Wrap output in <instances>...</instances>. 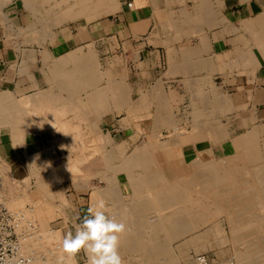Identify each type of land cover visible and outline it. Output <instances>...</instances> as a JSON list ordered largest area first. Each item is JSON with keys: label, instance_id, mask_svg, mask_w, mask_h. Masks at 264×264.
I'll return each instance as SVG.
<instances>
[{"label": "crops", "instance_id": "1", "mask_svg": "<svg viewBox=\"0 0 264 264\" xmlns=\"http://www.w3.org/2000/svg\"><path fill=\"white\" fill-rule=\"evenodd\" d=\"M114 3L116 7L113 12L99 17L98 20L82 24L72 20H69L71 23L63 22L55 26L59 27L55 37L42 40L36 36V29L40 26L37 17L33 14V8L27 7L25 0H0V93L9 92L15 99H20L44 91L45 96L47 94L48 97H53L51 99L47 97L50 101L47 100L49 102L46 101L45 106L65 107L67 131L70 127V138H68L64 137L63 128H49L42 124L27 127L25 122L16 124L0 121V162L10 166V174L15 179L22 180L28 177L31 157L37 154L44 157L49 154L69 156L71 153L78 157L81 155L86 157L87 161L80 165V169L84 174L91 176L93 190L86 186L78 188L71 181L63 182L53 189L55 205L48 210L49 223L61 229L64 234L69 231L74 234L76 225L81 223L88 208L94 205L91 199L94 188L108 187V183H102L100 179L107 170V161L104 157L107 151L122 147L121 152L124 153L126 141L120 144L116 141L121 140L120 137L132 138L127 134L128 125L138 116L142 117L152 111L160 110L156 116L158 121L154 122L156 126L163 121L162 111H165L166 106L167 110L172 112L179 132L174 140L176 132L173 137L170 130L162 127L161 132L158 130L160 140L169 137L167 140L172 149L182 151L186 173L192 174L202 170L203 165L196 164L198 158H201L204 164L217 163L220 171L236 177L239 175L238 171H242L241 168L247 169L243 152L254 160L256 156L257 164L264 167V0H116ZM129 3H133V6L130 7ZM100 10L101 8L97 11ZM48 54L51 56L49 57ZM94 77H97L100 83L94 80ZM90 81L93 84H90ZM87 82L92 86L85 84ZM102 90L108 91L107 98L104 97L103 102L102 98L101 101L98 99L99 95L103 97ZM97 92L99 95L96 96ZM60 93L64 99L60 100L61 97H58ZM91 95L96 98H90ZM70 96L73 102H70ZM75 97L76 99L73 100ZM126 101L129 103L126 104ZM211 102H214L213 105ZM71 103H75L74 107H71ZM75 105L77 108L79 105L82 111H76ZM105 108L109 111L102 113L101 110ZM76 114H80V117L85 116L78 118ZM99 116L101 117L98 120ZM203 123L209 126L204 128ZM75 124H77L74 126L77 127V133L84 139L86 150L78 144L73 148L70 142H67L75 136L76 129L73 127ZM198 125L203 128L198 129ZM205 129L208 132L211 130L216 132L217 134L214 135H217V140H213L215 138L212 136L213 133L208 135V139ZM164 130L170 135L165 136ZM21 131L22 136L19 133ZM104 134L111 136L112 145L107 144ZM233 144L237 145L236 148ZM253 152L256 155H253ZM128 155L130 154H126ZM195 159L197 160L193 162ZM229 170L231 175L228 173ZM257 179L253 177L250 181L227 189L231 194L237 191L249 193L251 190L252 196L256 197L244 207H239L240 203H238V207L220 214H225L228 220L246 214L250 209L255 210L254 208L259 214L264 206L262 205L264 191L259 188L257 183L260 181ZM169 181L177 184L178 177ZM206 186L211 185L205 182L203 187H199L200 190L195 187L196 190L193 187H181L182 189L179 187L176 192L178 205L183 204L185 210L193 213L195 221L200 223L203 221L202 211L206 215L202 226L191 235L203 232L215 224V221H210L209 212L218 210V207L211 203L220 194L212 193L211 190L210 194L206 191V195L195 196L202 193V189ZM245 186L248 190H245ZM127 187L126 184L120 185L124 190ZM195 191L197 192L194 194ZM126 192L125 190L124 196ZM180 194L185 196L182 197ZM111 197L114 198L105 197L109 205H113L115 201L110 202ZM173 210H176L174 220L176 223L174 228H176L179 226L176 217L180 211L178 208ZM232 221L230 224L235 228ZM188 237L190 236L187 234L182 239L186 240ZM233 242L240 244V248L235 249V258L238 262L242 252L245 253V243Z\"/></svg>", "mask_w": 264, "mask_h": 264}, {"label": "bare ground", "instance_id": "2", "mask_svg": "<svg viewBox=\"0 0 264 264\" xmlns=\"http://www.w3.org/2000/svg\"><path fill=\"white\" fill-rule=\"evenodd\" d=\"M57 0H26V2L28 3L29 6H33L35 8L36 11H38L39 13H41L42 15V19H40V17L38 18V20H42L43 23V27H44V33L48 34L53 32V27L58 26L60 24H62L65 21H69V20H75L81 17H86L88 19V21H92L94 18L98 17V12L97 10L100 8L104 7V11L106 13H111L113 12L114 8L116 7L115 3L116 0H104L105 3H103L101 0H60L59 2L61 5L58 9H56V7H54L52 4V2H55ZM57 2V3H59ZM56 4V3H55ZM98 7V8H97ZM102 10V9H101ZM116 10V9H115ZM103 12V11H102ZM100 13V12H99ZM102 14V13H101ZM45 17V18H44ZM11 20V19H10ZM98 20V19H97ZM41 24V22L39 23ZM169 24V23H168ZM42 25V24H41ZM42 27V26H41ZM34 28V27H33ZM16 29V28H15ZM54 33V32H53ZM33 34V33H32ZM58 34V33H57ZM56 34V35H57ZM19 35V34H17ZM35 35V34H34ZM38 35V34H37ZM36 35V36H37ZM40 35V34H39ZM44 35V34H43ZM52 35V34H51ZM55 35V34H53ZM22 36V35H21ZM42 36V35H41ZM12 37V36H11ZM46 36H44L45 38ZM54 37V36H53ZM50 38V37H49ZM39 41V39H38ZM54 41V40H52ZM51 41V43H53ZM6 43V42H5ZM8 44V43H7ZM40 44V43H39ZM9 45V44H8ZM47 50V49H46ZM48 51V50H47ZM46 53V51H45ZM48 56L50 57L51 55L48 54ZM94 56V54H93ZM47 57V56H46ZM71 57V56H70ZM91 58V57H90ZM45 62V61H44ZM66 62V61H65ZM74 62V61H73ZM97 62V61H94ZM90 64V62H88ZM61 64V63H60ZM77 65V64H76ZM91 65V64H90ZM95 65V64H93ZM58 66V65H57ZM185 66V65H184ZM92 67V66H91ZM97 67H99V65L97 64ZM60 68V67H59ZM63 68V67H62ZM82 68V67H80ZM88 69V68H86ZM179 69V68H178ZM83 70V69H81ZM80 70V71H81ZM44 71V70H43ZM90 70H88L89 72ZM171 71V70H170ZM93 72V71H92ZM176 72V71H175ZM45 73V72H44ZM91 73V72H89ZM181 73V72H180ZM86 74V72H85ZM84 74V75H85ZM88 74V73H87ZM93 74V73H92ZM167 75V74H166ZM94 76V75H93ZM105 76V75H103ZM81 77L83 78V75H81ZM80 77V78H81ZM88 77V76H86ZM63 78V77H62ZM85 78V77H84ZM97 77H94V80ZM103 79V77H101ZM93 79V78H92ZM63 80V79H62ZM99 80V79H98ZM96 79V81H98ZM71 81V80H70ZM86 78H85V82H86ZM158 81V80H157ZM61 82V81H60ZM64 82V81H63ZM91 82V81H90ZM95 82V81H94ZM99 82V81H98ZM112 82V81H111ZM163 82V81H162ZM62 83V82H61ZM66 83V82H65ZM100 83V82H99ZM110 83V81H109ZM59 84V83H58ZM84 84V83H83ZM85 84H88L85 83ZM90 84H93L92 82ZM97 84V83H96ZM95 85V84H94ZM105 85V84H104ZM108 85V84H107ZM114 85V84H113ZM162 85V84H161ZM160 85V86H161ZM188 85V84H187ZM62 86V85H61ZM87 86V85H86ZM85 86V87H86ZM89 86V84H88ZM92 86V85H90ZM89 86V87H90ZM121 86V85H120ZM54 87V86H52ZM99 87V86H98ZM107 87V86H106ZM101 88V87H100ZM116 88V87H115ZM54 89V88H53ZM62 89V88H61ZM113 89V88H112ZM119 89V88H118ZM89 90V89H88ZM100 89L98 88V91ZM149 90V89H148ZM56 91V90H54ZM53 91V92H54ZM59 91V90H58ZM61 91V90H60ZM65 91V90H64ZM69 91V90H68ZM74 91V90H73ZM76 91V90H75ZM80 91V90H79ZM82 91V90H81ZM118 91V90H117ZM125 91V90H124ZM51 92V93H53ZM62 92V91H61ZM71 92V91H70ZM69 92V93H70ZM93 92V91H92ZM100 92V91H99ZM107 90L106 92L102 90L101 96L100 97L99 93L96 94L99 95V101H101L102 98V102L104 97H106L107 94ZM119 92V91H118ZM59 93V92H58ZM96 93V92H95ZM112 93V92H111ZM127 93V92H126ZM149 93V92H148ZM154 93V92H153ZM160 93V92H159ZM158 93V94H159ZM36 94V93H35ZM49 94V93H48ZM66 94V93H65ZM92 94V93H91ZM129 94V93H128ZM201 94V93H200ZM57 95V94H56ZM54 95V96H56ZM59 95V94H58ZM57 95V96H58ZM79 95V94H78ZM88 95V94H87ZM113 95V93H112ZM122 95V94H121ZM124 95V94H123ZM162 95V94H161ZM174 95V94H173ZM89 96V95H88ZM96 96L94 97L93 95L90 96L96 98ZM109 96V95H108ZM155 96V95H153ZM175 96V95H174ZM202 96V95H201ZM48 95L46 94L45 96V92H39L37 95L34 96H24L21 97V99H15L14 96H12L11 93L6 92V93H0V121L3 122H11V123H18V122H25L27 127L28 126H32L33 124H42L44 127L48 126L50 127H59V128H63L64 130H62L63 132H65L66 134L64 135V137H68L70 138V127H68V131H67V115H66V109H64L61 106H53V107H46L45 103L47 100ZM61 99H64V97L62 98V95L60 93V96H58ZM66 97L67 94H66ZM71 97V96H70ZM69 97V98H70ZM74 97V95H73ZM85 97V96H84ZM111 97V96H109ZM115 97V96H114ZM118 97V96H117ZM121 97V96H120ZM165 97V96H164ZM198 97V96H197ZM48 98H53V97H48ZM55 98V97H54ZM78 98V97H77ZM80 98V97H79ZM78 98V99H79ZM130 98V97H129ZM128 98V99H129ZM163 98V97H162ZM46 99V100H45ZM72 99V97L70 98V100ZM76 99L73 98V100ZM125 99V98H124ZM165 99V98H164ZM208 99V97H207ZM53 100V99H52ZM57 100L59 101V99L57 98ZM68 100V99H67ZM93 100V98H92ZM90 99V101H92ZM108 100V99H107ZM166 100V99H165ZM168 100V97H167ZM166 100V101H167ZM50 101V100H49ZM47 101V102H49ZM56 101V100H55ZM54 101V102H55ZM56 101V102H58ZM81 101V100H80ZM95 101V100H94ZM96 100V102H99ZM105 101V99H104ZM113 101V100H112ZM116 101V100H114ZM113 101V102H114ZM120 101V100H119ZM118 101V102H119ZM122 101V100H121ZM172 101V100H171ZM205 101V100H204ZM53 102V101H52ZM51 102V103H52ZM55 102V103H56ZM70 102H73L72 100ZM75 102V101H74ZM88 102V101H87ZM93 102V101H92ZM112 102V104H113ZM91 103V102H90ZM100 103V102H99ZM116 103V102H115ZM125 103V102H123ZM123 103L121 105H123ZM129 102L126 101V104H128ZM205 103V102H204ZM212 103V102H211ZM214 103V102H213ZM212 103V105H213ZM54 104V103H53ZM62 104V103H61ZM72 104V103H71ZM75 104V103H73ZM71 105V107L74 105ZM93 104V103H92ZM118 104V103H116ZM166 104V103H165ZM168 104V101H167ZM208 104V102H207ZM48 105V104H47ZM67 104H65V106L67 107ZM77 105V104H76ZM75 105V108H77ZM88 105V104H87ZM91 105V104H90ZM141 105V104H140ZM170 105V103H169ZM52 106V104H51ZM84 106V105H83ZM95 106V105H94ZM98 106V105H97ZM113 106V105H112ZM166 106V105H164ZM207 107V105H205ZM62 107V108H61ZM91 107H93L91 105ZM116 107V106H115ZM132 107V106H131ZM163 107V106H162ZM167 107V106H166ZM213 107V106H212ZM79 107L76 109V111H82V109ZM119 108V106H118ZM142 108V107H141ZM149 108V107H148ZM215 108V107H213ZM229 109V107H227ZM70 109V107H69ZM68 109V110H69ZM96 109V107H95ZM120 109V108H119ZM165 109V108H164ZM168 109V107H167ZM210 109V108H209ZM219 109V108H218ZM71 110V109H70ZM93 110V108H92ZM204 110H206L204 108ZM220 110V109H219ZM223 109H221L222 112ZM73 111V110H71ZM70 111V112H71ZM75 111V109H74ZM158 111V110H157ZM160 111V110H159ZM158 111V112H159ZM168 111V110H167ZM162 111L165 114H162V122H159L158 124H156V126L154 125L156 123V121H158V117L155 118V120L153 121L152 127L154 128V131L152 134H149V140L150 142H147V146L151 149L152 152L149 153H153L152 157L154 156V163L158 166H160V169H154L151 166H149L146 169L145 173H141V172H136L134 171L131 166L132 165H136L139 164V162H134L132 159H124L123 156L124 154L118 152V150L116 148H112L111 150L109 149L107 151V153L104 155V157H106L105 161H107V170H105V174L103 173V179L108 181V187L105 189H99V188H94V192L92 194V202L95 204L96 201H98L99 199H103L105 200V197H109V196H113L114 198L112 199V197L110 198L112 202V200L114 201V205H111L114 210H112V207H110V205L108 206L109 209H111L114 213L111 214H116L115 218L117 219V221L123 222L127 225V231L125 232V234L121 237L120 240V244H119V252L120 255L122 256L123 260H127V263L129 262H133L136 260V256L133 257L132 253H138L136 254L137 257L141 256L139 253H141L144 257V259H142L139 264H174V263H178L181 259V257L183 258H187L188 255L191 253L189 252L191 249H194V251L199 252L201 250H203L204 248H206V244L208 243V239L211 238L214 234L216 238V234L219 236V234H221V225L219 223L213 224V226H211L209 229L203 231V232H196L194 233L192 236L188 237L186 240H183L182 242V246L177 245V247L175 246V243L177 242L178 238H182L184 237V235H191L195 230L198 229V227H201L202 224L204 223V218L206 217V215H203V221L197 222L195 221V217L193 215V213H191L188 210L184 209V205H178L177 200H176V192L179 189V187H190L193 189L201 187L198 186L199 184H205V182H209L211 186H206L205 188H207V190L205 188H203V192L199 193L198 195L196 194L195 196H203L206 195V193L208 192L209 194L211 193H218L220 194L218 196V198H216L214 201H212V205L218 207V210L215 211H211L209 212V215L212 214L215 215H219L220 213H224L227 210L233 209L238 207V203H240L239 207L242 206L244 207V205L242 204H247L250 202H252L253 200H247V199H252V198H245L246 195L251 197L252 192L250 190V192L245 193L244 191L247 189L248 190V184L247 186H245V190L243 191L244 193L238 192L237 193H229L228 190L229 188L236 186V184H242L243 182H247L250 181L253 177H257V181L259 180L260 183L259 184V188L262 189V191H264V167L260 166L257 164V159L255 156V160L249 156H247V153H244V157H245V163L247 164V169L241 168L242 171H238L237 175L236 173V177L234 176H229L226 173H223L222 171H220L218 169L219 166H217V163H210V164H204L203 161L201 160V158H198V161H196L197 159H195L193 162L196 161V164H202V170H200L197 173H186V167H184L183 165V154L182 151H176L173 150L171 147V144H169V140H160V129L162 127H165L166 129L170 130L171 135L174 137V132H176V137H174V140H176L177 135H178V129L176 128V121L173 118L172 112L168 111V112ZM216 111V109H215ZM69 112V113H70ZM89 112V111H88ZM91 112V111H90ZM96 112V110L94 111ZM92 112V113H94ZM100 112V111H99ZM98 112V113H99ZM214 112V111H213ZM74 113V112H71ZM77 113V112H76ZM81 114V112H78ZM134 113V111H133ZM137 113V112H136ZM155 113V112H154ZM197 113V111H196ZM207 113V112H205ZM224 113V110L223 112ZM80 114L77 115L76 117H80ZM85 114V113H84ZM156 114V113H155ZM195 114V113H194ZM216 114V113H215ZM75 115V114H74ZM100 115V114H99ZM136 115V114H135ZM208 115V113H207ZM206 115V116H207ZM210 115V114H209ZM208 115V116H209ZM85 116V115H84ZM81 116V117H84ZM90 116V115H89ZM88 116V117H89ZM138 116V115H137ZM156 116V115H155ZM160 116V115H159ZM195 116V115H193ZM197 116V115H196ZM207 116V117H208ZM73 117V116H72ZM80 117V118H81ZM87 117V116H86ZM85 117V120L87 119ZM91 117V116H90ZM89 117V118H90ZM93 117V114H92ZM98 117V116H97ZM101 116H99L98 120L100 119ZM130 117V116H129ZM212 117V116H211ZM221 117V116H219ZM94 118V117H93ZM130 118H135V117H130ZM195 118V117H194ZM203 118V117H202ZM71 119V117H70ZM74 119V118H73ZM92 119V118H91ZM95 119V118H94ZM157 119V120H156ZM134 120V119H132ZM200 120V119H199ZM213 120V119H212ZM78 121V120H77ZM80 121V120H79ZM82 121V120H81ZM80 121V122H81ZM160 121V120H159ZM197 121V120H196ZM202 121V120H201ZM211 121V120H210ZM94 122V121H93ZM97 122V121H96ZM155 122V123H154ZM206 122V121H203ZM208 122V120H207ZM209 123V122H208ZM217 123V122H216ZM85 124V123H84ZM97 124H99L97 122ZM199 124V123H198ZM201 124V123H200ZM80 125V124H79ZM92 125V124H91ZM154 125V126H153ZM195 125V124H194ZM204 125L206 128L207 126H209V124H202ZM77 126V124L73 125ZM213 126V125H212ZM221 125H219L220 127ZM21 127V126H19ZM178 127V126H177ZM199 127V125H198ZM24 128V127H21ZM75 129L77 127H74ZM73 128V129H74ZM81 127H78V129ZM89 128V127H88ZM196 128V127H195ZM203 128L201 125L198 129ZM213 128V127H212ZM217 128V127H216ZM96 129V127L94 128ZM98 129V128H97ZM177 129V130H176ZM180 129V128H179ZM196 128V130H198ZM209 129V128H208ZM214 129V128H213ZM23 130V129H20ZM29 131V129H27ZM72 130V128H71ZM100 130V129H99ZM159 130V131H158ZM184 130V129H183ZM207 130V129H205ZM204 130V131H205ZM258 130V129H257ZM26 132V130H24ZM81 131V130H80ZM91 131V129H90ZM185 131V130H184ZM216 131V130H214ZM14 132V131H13ZM161 132V131H160ZM258 132V131H257ZM18 133V132H17ZM22 136V131L19 132ZM94 133V132H93ZM163 133V132H162ZM185 133V132H184ZM205 133V132H204ZM207 135L206 137L208 138V135L215 136L214 134L216 132H208L207 130ZM223 133V132H222ZM92 134V133H91ZM217 134V133H216ZM74 137L72 136V138L70 140H67L68 138H65L67 140V142L69 141L71 146H73V148L75 146L80 145L82 148H84L86 150V146L84 144V139L81 137V134L77 133V129L74 132ZM105 135V134H104ZM162 135V134H161ZM170 135V134H169ZM260 135V134H259ZM25 136V135H24ZM63 136V135H62ZM79 138H78V137ZM163 136V135H162ZM161 136V137H162ZM180 136V135H179ZM185 136V135H184ZM205 136V135H204ZM203 136V137H204ZM217 136V135H216ZM213 138V140H217L216 137ZM110 135H105V139L107 141L108 145H112L113 140L110 138ZM165 137V136H164ZM205 138V137H204ZM211 138V139H212ZM64 139V140H65ZM79 139V140H78ZM163 139V138H162ZM172 141V137L170 138ZM180 139V138H179ZM206 139V138H205ZM209 139V138H208ZM219 139V138H218ZM243 139V138H242ZM249 139V138H248ZM260 139V138H259ZM1 140V139H0ZM178 140V139H177ZM240 140V139H239ZM253 140V139H252ZM255 140V139H254ZM179 141V140H178ZM221 141V140H220ZM244 140H242L243 142ZM249 141V140H248ZM174 142V141H173ZM213 142V141H211ZM238 142V141H237ZM217 143V142H216ZM219 143V142H218ZM244 143V142H243ZM258 143V142H256ZM16 144V143H15ZM178 144V143H177ZM221 144V143H220ZM242 144V143H241ZM247 145V143H245ZM175 145V144H174ZM225 145V144H224ZM244 145V146H246ZM15 146V145H14ZM17 146V145H16ZM35 146V144H34ZM234 146V144H233ZM236 144H235V148H236ZM248 146V145H247ZM255 146V145H254ZM252 146V147H254ZM115 147V146H113ZM30 148V147H29ZM238 148V147H237ZM34 149V148H33ZM32 149V150H33ZM47 149V148H46ZM83 149V150H84ZM242 149V147H241ZM261 149V148H260ZM40 150V149H39ZM245 150V149H244ZM252 150V149H251ZM29 151V150H28ZM38 151V150H37ZM76 151V150H75ZM212 151V150H211ZM248 151V150H247ZM253 151V150H252ZM255 152V151H254ZM253 155H256L254 154ZM29 153V152H28ZM32 153V151H31ZM41 153V152H39ZM76 153V152H75ZM78 153V152H77ZM262 152H260L261 155ZM252 154V153H251ZM249 154V155H251ZM252 155V156H253ZM40 154H37L33 157H31L30 159V164H31V169L33 170L34 175H38L37 173V166L39 164H42L43 167H47V169H51L53 168V164L51 166L50 162H46L45 159H43ZM71 156V157H70ZM200 159V160H199ZM241 159V158H240ZM247 159V160H246ZM185 160V159H184ZM235 160V159H234ZM87 161L86 157L84 158L83 155H81V157H78L76 155H70L67 158V161L63 164L62 166L56 169H53L52 173V182L53 184H57V182H60L65 178H74L76 180H80L79 183L76 181L74 184L76 187L78 188H83L84 186H86V188H93V185L91 183V176H88L86 174H84L81 169H80V165L83 164V162ZM152 161V162H153ZM224 161V160H223ZM232 161V160H231ZM230 161V163H231ZM243 161V160H242ZM186 162V161H185ZM184 162V163H185ZM151 163V162H150ZM187 163V162H186ZM236 163V162H235ZM239 163V162H238ZM23 164V163H22ZM152 164V163H151ZM191 163H189L190 165ZM194 164V163H193ZM197 164V165H198ZM237 164V163H236ZM36 165V166H35ZM243 165V164H242ZM258 165V166H256ZM59 166V165H58ZM105 166V168H106ZM187 166V165H186ZM234 166V163H233ZM244 166V165H243ZM42 168V166H40ZM56 167V166H55ZM192 167V166H191ZM237 167V166H235ZM246 167V166H245ZM222 168V167H221ZM1 169V168H0ZM43 170V169H42ZM52 170V169H51ZM50 170V171H51ZM56 170V171H55ZM239 170V169H238ZM47 171V170H46ZM220 171V173H219ZM226 171V170H225ZM230 173V170L229 172ZM124 174V176L121 177V175ZM18 175V174H17ZM33 175V176H34ZM44 175V174H43ZM231 175V173H230ZM1 176V175H0ZM37 177V176H36ZM178 177V181L177 184L175 183H167L168 179H173ZM4 178V177H3ZM12 178V177H11ZM10 178V179H11ZM39 178V177H38ZM50 178V177H49ZM125 179L128 182H130L131 184V189L133 192V196L130 197V199L128 201L124 200V189L120 188L119 185V181L121 179ZM15 181L19 182L18 179L13 178ZM26 180L28 179L25 178ZM24 179V180H25ZM102 179V178H101ZM38 180V179H37ZM36 181L40 182V181ZM40 180V178H39ZM73 180V179H72ZM256 180V179H255ZM10 181V180H9ZM23 181V180H22ZM238 181V182H237ZM2 182V181H1ZM7 182V181H6ZM16 182V183H17ZM25 182V181H24ZM50 182V181H49ZM61 182V183H62ZM4 183V181H3ZM2 183V184H3ZM162 184L161 187L158 186V184ZM255 183V181H254ZM253 182H249V184H254ZM19 184V183H18ZM51 184V183H49ZM11 189H10V194L12 197L11 200L8 199V201L6 200L5 204L7 205V207H9L16 216H18L19 220H20V232L22 234V239H21V245H20V249L21 252L23 253H28L30 251V253L32 254V251L35 252V250L33 249L34 246H38L39 248H44L45 247V243L46 241L48 242L49 240L52 242H56L60 239V235L58 232H51V230L53 229H48V222L46 221L45 225L42 223L41 226H43V232L40 234L41 237H39L38 239L41 241L40 243L35 242L34 235L35 230L33 232V234H31L30 232L31 229L30 228H25V226L30 227L28 224H30V222L27 224L26 219L28 217V219H30L32 216H36L37 217V213L36 212H31L29 210H25L26 214H19V212H22L24 207L17 205V202H15L16 200H14L13 195H14V187H12V184H10ZM25 185V183H24ZM28 185V184H26ZM25 185V186H26ZM38 188L41 186L44 187V183L43 185L40 183L38 184ZM222 185L224 187H222ZM256 185V183H255ZM2 186V185H1ZM8 186V185H7ZM54 186V185H52ZM56 186V185H55ZM96 186V185H95ZM129 186V184H128ZM197 186V187H196ZM251 186V185H249ZM18 187V186H17ZM48 187V186H46ZM98 187V186H97ZM195 187V188H194ZM243 187V185H242ZM253 187V186H252ZM3 188V187H2ZM28 188V186L26 187V189ZM250 188V187H249ZM40 189V188H39ZM38 190L34 189V192H32L31 189H27V194H32L34 196H36L37 194L42 196V188L39 192ZM49 189L51 190V188L49 187ZM182 189V188H181ZM186 189V188H185ZM228 189V190H227ZM239 189V188H238ZM236 189V190H238ZM242 189V188H241ZM244 189V187H243ZM19 190V189H18ZM31 190V191H30ZM45 190V189H44ZM49 190V191H50ZM93 190V189H92ZM187 190V189H186ZM196 190V189H195ZM200 190V189H199ZM233 190V189H231ZM240 190V189H239ZM53 191V190H52ZM182 191V190H181ZM184 191V190H183ZM194 191V190H193ZM207 191V192H206ZM241 191V190H240ZM256 191V190H255ZM16 192H18L16 190ZM21 192V190H20ZM187 192V191H186ZM197 191L194 192V194ZM220 192V193H219ZM254 192V191H253ZM25 193V192H24ZM52 193V192H51ZM255 193V192H254ZM26 194V193H25ZM182 194V193H181ZM180 194V196H182ZM188 194V193H187ZM208 194V195H209ZM5 195V194H3ZM0 193V202H3L2 200V196ZM53 195V194H52ZM166 195H172L174 196L173 198L169 199L167 198L166 200V206H167V210L169 209H174V208H178L180 211V214L178 215V217H176L178 220V224L179 226L172 229V227L166 226V218L164 216V214L162 213V211L156 207V205L153 203V199L157 198L158 196H166ZM193 195V194H192ZM26 196V195H25ZM54 196V195H53ZM179 196V195H178ZM185 196V195H184ZM182 196V197H184ZM194 196V195H193ZM194 196V197H195ZM237 196H242L241 200L236 199ZM254 196V195H253ZM7 197V196H6ZM116 197V198H115ZM19 198V197H18ZM61 198V197H60ZM199 198V197H198ZM23 199V198H22ZM45 199V198H43ZM42 199V200H43ZM53 199V198H52ZM193 199V198H192ZM210 199V198H209ZM213 199V198H212ZM245 199V200H244ZM18 200V199H17ZM32 200V199H31ZM211 201V199H210ZM19 202V200H18ZM25 203V202H24ZM120 203V204H118ZM19 204V203H18ZM44 204V203H43ZM42 204V205H43ZM50 205V203H49ZM63 205V204H62ZM61 205V206H62ZM120 205V208L118 207ZM232 205V206H231ZM48 206V205H47ZM256 206V205H255ZM65 206H63L64 208ZM241 207V208H242ZM43 208V207H42ZM42 208L39 210L42 213ZM248 208V207H246ZM251 208V207H250ZM240 209V208H237ZM236 209V211H237ZM255 210H257L256 208H254ZM204 210V209H203ZM245 210V209H244ZM255 210H248L246 211V214H240L238 217L236 215V217H232L231 220L234 221V225L235 228L238 227L235 232L234 235L236 237V240H233L235 242H240V243H245V253L242 252V255L240 256V260L237 262V264H256L253 260L256 254L262 255L264 253V216H257V212ZM44 211V209H43ZM110 211V212H112ZM233 211V210H232ZM240 212V210H238ZM228 212V211H227ZM18 213V214H17ZM23 213V212H22ZM202 213H204V211H202ZM234 213V212H233ZM238 213V212H236ZM239 214V213H238ZM260 214V212H259ZM113 215V216H114ZM232 215V214H231ZM27 216V217H26ZM211 216V215H210ZM216 217V216H214ZM34 219V218H33ZM35 220V219H34ZM37 220V219H36ZM32 222H34L33 220H31ZM220 221V220H219ZM232 221V223H233ZM33 226H35L33 224ZM23 227V229H22ZM223 227V226H222ZM41 228V227H40ZM224 229V228H223ZM30 230V232H29ZM233 231V230H232ZM38 232V236H39ZM225 231H223L222 233V237L220 236V238L222 239L221 241L219 240V238H216L219 240L218 244L222 246V244L224 245V243L226 242L224 239V234ZM36 234V235H37ZM232 235V234H231ZM226 236V235H225ZM36 237V236H35ZM45 239V240H44ZM224 239V240H223ZM217 240V241H218ZM49 241V242H50ZM212 241V240H210ZM209 241V242H210ZM214 241V240H213ZM216 241V240H215ZM34 243V244H33ZM58 243H60L58 241ZM222 243V244H221ZM33 244V245H32ZM178 244V243H177ZM209 244V243H208ZM215 244V243H214ZM47 245V244H46ZM50 245V244H48ZM217 245V246H219ZM226 245V243H225ZM53 246V243H52ZM55 246V243H54ZM57 246V245H56ZM210 246V245H209ZM51 247V245H50ZM213 247V245H212ZM223 247V246H222ZM221 247V249H222ZM36 248V247H35ZM60 247H56V251L51 249L45 250L47 249L44 248V252L42 253H33L34 255L31 256V259L33 261V264H57V260L58 257L60 255V251H58ZM37 249V250H38ZM186 250V251H185ZM47 251L48 256L45 257L43 254H45V252ZM179 253H177V252ZM189 252V254H188ZM263 252V253H262ZM29 253V254H30ZM262 253V254H261ZM131 254V255H130ZM129 255V256H128ZM57 256V257H56ZM54 257L55 260H54ZM259 257V256H258ZM264 257V256H262ZM261 259L263 260L264 258ZM197 258V257H196ZM190 259V258H189ZM259 259V260H261ZM183 260V259H182ZM186 260V259H185ZM191 260V259H190ZM258 260V259H257ZM185 262V261H184ZM187 262V261H186ZM261 263V262H259ZM257 263V264H259ZM264 263V261H263Z\"/></svg>", "mask_w": 264, "mask_h": 264}, {"label": "rangeland", "instance_id": "3", "mask_svg": "<svg viewBox=\"0 0 264 264\" xmlns=\"http://www.w3.org/2000/svg\"><path fill=\"white\" fill-rule=\"evenodd\" d=\"M26 1V0H25ZM60 0H57V1H55V2H52V4L51 5H53L54 7H56V9H58L61 5H63L64 4V2H63V4H61L60 2H59ZM98 1V0H97ZM102 1V0H101ZM107 1H109V0H107ZM57 2H59V3H57ZM103 3H105V1L103 0L102 1ZM27 3V2H26ZM56 3V4H55ZM27 7H29L30 9H32L33 10V14L37 17V22H38V24L41 22V24H39L40 26H38L37 27V29H36V34H38L37 36H38V38H40V39H42V40H46V38H48V37H52V36H56V34L58 33V28L59 27H53V32H51V33H48V34H45L44 32V25H43V23L44 22H42V20H43V18H42V15H41V13H39L38 11H36L35 10V8L33 7V6H29L28 5V3H27ZM102 10H100V11H97L98 12V17H96V18H94L91 22H93V21H95V20H97L99 17H101V16H103V15H105V14H107L105 11H104V7L103 8H101ZM103 11V12H102ZM100 12V13H99ZM102 13V14H101ZM40 17V19H42V20H38V18ZM45 18V17H44ZM76 20H78V21H76ZM44 21V20H43ZM79 22V23H85V22H88V19L86 18V17H84V18H79V19H75V20H72V22ZM66 22V21H65ZM70 23H71V21H69ZM63 24V23H62ZM42 26V27H41ZM40 34V35H39ZM44 34V35H43ZM52 34V35H51ZM53 34H55V35H53ZM42 35V36H41ZM44 36H46L45 38H44ZM171 93V92H170ZM21 99V98H20ZM171 103V102H170ZM172 104V103H171ZM173 105L174 106H176V103L175 102H173ZM165 112L167 111V107H165ZM175 110V109H174ZM107 111H109V109L108 108H105V109H102L101 110V112L103 113V112H107ZM162 111V110H161ZM176 111V110H175ZM175 111H174V116L176 115L175 114ZM156 113V114H155ZM155 113L152 111L151 113H147V114H145L144 116H142V117H140V116H138V118H136L135 119V121L134 122H132V123H130V125H128V127H127V134H129V136H131L132 138L131 139H125L124 137H120L121 138V140H118V141H116L117 143L119 142V144L120 143H123V142H125L126 141V148H125V150H124V153H122L121 151H123L122 150V147H119V148H117V150H118V152H120V153H122V154H124L125 156H123V158L126 160H128V159H132L134 162H139V164H136V165H132L131 166V168L134 170V171H136V172H141V173H145L146 172V169L149 167V166H151L152 168H154V169H160V166H158V165H156L155 163H154V161H153V159H154V156L152 157V154L153 153H149V152H152L151 151V149L147 146V142L149 143L150 142V140H148V136H149V134L150 133H153V131H154V128L152 127V123H153V121H154V119L156 118V116L160 113V111L158 112V111H155ZM164 114V113H163ZM156 115V116H155ZM166 115V114H165ZM73 118H74V116H73ZM154 126V125H153ZM66 134V133H65ZM164 135L165 136H168L169 135V133L167 132V130H164ZM121 136H123V135H121ZM135 137V138H134ZM169 137H165V138H163V140L164 139H168ZM116 140V139H115ZM125 147V146H124ZM82 149V148H81ZM84 149V148H83ZM126 154H130V155H128V156H126ZM68 156V154L67 155H59V156H52L51 154H49L48 156H44V157H42V156H39V157H42L43 159H45V161L46 162H50L51 163V166H52V164H53V168H51V169H47V167L45 168V167H43V165L42 164H40V166H42V168L39 166V164H38V168H37V174L38 175H34V173H33V170L31 169V165H30V169H29V171H28V179L26 180H24V179H22V180H19V182H17V181H15L13 178V176L10 174V166L8 165V164H5V163H2V162H0V193L3 195V194H5V195H3L2 196V200H3V202H0V205H5V206H7L6 204H5V202H6V200L8 201V199H12V198H10V197H12L11 196V194L9 193L10 192V189H11V185L10 184H12V187H14L13 189H14V195H13V198H14V200H16L15 202H17V205H20V203H21V205L20 206H22V207H24V209H23V213L22 212H19V214H26L25 213V210L27 211V210H29V211H31V212H36L37 213V217L38 218H36V216H32L30 219H28V217H27V219H26V222L25 223H29L30 222V224H28L30 227H28V226H25V228H30L31 229V231L32 232H30V230H29V232L31 233V234H33V232H34V230H35V232H40L39 233V236H38V234L37 233H35V234H33L34 235V238L33 239H35V242H41L38 238L39 237H41V233L43 232V226H41V224L43 223L44 225H45V223H46V221L48 222V226H47V228L50 230V229H53V230H51V232H58L59 233V235H60V239L63 237V235H64V233L62 232V230L61 229H59V228H56L55 226H51L50 225V223H49V218H48V210L50 209V207L51 206H53V205H55V201H54V199H55V196H53L54 195V192L52 191L57 185H59V184H61V182H62V180L60 181V182H57V184H53V182H52V175L53 174H51L52 173V171H53V169H56V168H59V167H61L62 166V163L64 164L66 161H67V157ZM71 157V156H70ZM84 157V156H83ZM85 158V157H84ZM153 161V162H152ZM152 164H151V163ZM59 165V166H58ZM36 166V165H35ZM56 166V167H55ZM43 169V170H42ZM47 170V171H46ZM51 170V171H50ZM56 171V170H55ZM44 174V175H43ZM105 174V173H104ZM34 175V176H33ZM37 176V177H36ZM122 176H124V174H122L121 175V177ZM4 177V178H3ZM12 177V178H11ZM40 178V180H39V178ZM50 177V178H49ZM11 178V179H10ZM102 178V179H101ZM100 179H101V182L103 183V182H106V183H108V181L107 180H104L103 179V177H101ZM38 179V180H37ZM73 179V180H72ZM65 178L64 180H63V182H69V181H71L72 183L74 182H76V181H78V180H76V179H74V178ZM10 180V181H9ZM35 180H37V181H40V182H37L38 184H42L43 185V183H44V187L42 186H40L39 188H38V185H37V183H36V181ZM90 180H92V179H90ZM170 179H168L167 180V183H172V182H170L169 181ZM2 181V182H1ZM3 181H4V183H3ZM7 181V182H6ZM25 181V182H24ZM50 181V182H49ZM17 182V183H16ZM62 182V183H63ZM3 183V184H2ZM19 183V184H18ZM24 183H25V185L26 184H28V185H24ZM49 183H51V184H49ZM73 183V184H74ZM119 184L121 185V186H124V184H126L127 186H128V184H129V186L127 187V189L125 188V190L127 191L126 193H125V197H124V200L125 201H128L129 199H130V197H132L133 196V191L131 190V189H133V188H131L132 186H131V184H130V182H128L127 180H125L124 178L123 179H121L120 181H119ZM2 185V186H1ZM8 185V186H7ZM52 185H54V186H52ZM56 185V186H55ZM203 185L204 184H202L201 186L203 187ZM18 186V187H17ZM28 186V188L27 189H33L32 190V192H34V189L35 190H38L39 189V192H40V190H41V188H42V196L41 195H39V194H37L36 196H34V195H32V194H27V189H26V187ZM46 186H48V187H46ZM158 186L159 187H161L162 186V184L160 183V184H158ZM3 187V188H2ZM49 187L51 188V190L49 189ZM19 189V190H18ZM45 189V190H44ZM16 190L18 191V192H16ZM20 190H21V192H20ZM26 190V191H25ZM30 190V191H31ZM50 190V191H49ZM26 194H25V193ZM52 192V193H51ZM53 194V195H52ZM26 195V196H25ZM129 195H130V197H129ZM7 196V197H6ZM19 197V198H18ZM171 197H172V195H166V196H158L157 198H154L153 199V203L156 205V207L157 208H159L161 211H162V213L164 214V216H165V218H166V226H169V227H172V229H173V227H175V225L174 224H176V223H174V220H175V216H176V210H173V209H169V210H167L168 208H167V206H166V200H167V198H169V199H171ZM241 197L242 196H237L236 197V199H238V200H241ZM252 198L253 199V197H256V196H252L251 195V197H250V195L249 196H247L246 195V197L245 198ZM23 198V199H22ZM43 198H45V199H43ZM53 198V199H52ZM6 199V200H5ZM19 200V202H18V200ZM32 199V200H31ZM43 199V200H42ZM242 199H243V197H242ZM252 199H247L248 201L249 200H252ZM245 200V199H244ZM25 202V203H24ZM19 203V204H18ZM44 203V204H43ZM49 203H50V205H49ZM43 204V205H42ZM118 204H120V203H118ZM248 204H250V202L248 203ZM48 205V206H47ZM107 205H109V204H107ZM114 205V204H113ZM242 205H246V204H242ZM262 205H264V204H262ZM190 206V205H189ZM43 207V208H42ZM119 208H120V205L118 206ZM42 208V213L39 211L40 209ZM43 209H44V211H43ZM112 210H114V208L112 207ZM111 209H110V211H112ZM111 213H114L113 211L111 212ZM18 214V213H17ZM205 214V213H204ZM203 213H202V215H204ZM206 214L208 215V212H206ZM264 215V206H263V210L260 212V214H258L257 216H256V218L260 215ZM112 215H114V214H112ZM211 215V217L209 218L210 219V221H215L216 223H221L220 224V226H221V234H219V236L216 234V238H219V240L221 241L222 239L220 238V236L222 237V233H223V231H225V235H223L224 236V239H227V240H225L226 242V245H225V243H224V245L222 244V246L221 245H219L218 244V242H219V240L218 239H216V238H214L215 237V234L211 237V238H209L207 241H208V243L206 244V248L204 249V250H202V251H199V252H196V251H194V249H191L189 252H191L190 254H189V252H188V257L187 258H183V257H181V259H180V261L178 262V263H174V264H196V260H197V258H198V256H203L205 259H206V264H237V262H236V258H235V249L236 248H240V244H236V243H234L233 242V240H236V237H235V235H234V232H235V228L230 224L231 223V220H228L227 219V217H226V215L225 214H219V215H217V214H215V215H213L212 216V214H210ZM225 215V216H224ZM116 216V214L114 215V217ZM214 216H216V217H214ZM259 216V217H260ZM208 217H209V215H208ZM35 220H34V219ZM37 219V220H36ZM31 220H33L34 222H32ZM220 220V221H219ZM42 222V223H41ZM176 222V221H175ZM33 224L35 225V226H33ZM59 225V224H58ZM207 225V224H206ZM41 227V228H40ZM33 228H34V230H33ZM224 228V229H223ZM233 230V231H232ZM37 234V235H36ZM232 234V235H231ZM36 236V237H35ZM189 236H192V235H189ZM223 239V240H224ZM233 239V240H232ZM45 240V239H44ZM184 239H179V240H177V242L175 243V246L177 247V245H180V246H182L183 244V241ZM210 240H212V241H210ZM214 240V241H213ZM216 240V241H215ZM218 240V241H217ZM50 241V240H49ZM47 242L46 241V243H45V247L44 248H46L47 247V249H45V250H48V249H51L52 248V251L53 250H55L56 251V247H60V243H58V241L60 242V240H58V241H50V242ZM210 241V242H209ZM37 242V243H38ZM52 243H53V246H52ZM54 243H55V246H54ZM178 243V244H177ZM182 245H181V244ZM215 243V244H214ZM34 244V243H33ZM32 244V245H33ZM47 244V245H46ZM48 244H50L51 245V247H50V245H48ZM57 245V246H56ZM210 245V246H209ZM212 245H213V247H212ZM217 245H219V246H217ZM36 247V248H35ZM182 247H184V246H182ZM221 247H222V249H221ZM44 248H39L38 249V246H34V250H35V252L34 251H32V254L34 253H42V252H44ZM38 249V250H37ZM58 251H60V248L58 249ZM177 252V251H176ZM225 252V253H224ZM28 253H30V251L28 252ZM130 253H132V256L133 257H135L136 258V260L135 261H133V262H129V263H127V260H125L124 261V264H139V262L142 260V259H144V257H142L143 255L141 254V253H139L141 256H138L137 257V255L136 254H138V253H133V252H130ZM177 253H179V252H177ZM239 253H241V250H240V252ZM260 253V252H259ZM259 253L258 254H256L255 255V257H254V262L256 263H259V262H261V263H259V264H264L263 263V261H264V259L262 260L261 259V257L262 256H264V253L262 254V255H259ZM31 254V253H30ZM33 254V255H34ZM45 257H47L48 256V253H47V251L45 252V254H43ZM131 255V254H130ZM129 256V255H128ZM259 256V257H258ZM57 257V256H56ZM56 257H54V260H55V258ZM197 257V258H196ZM191 260H190V259ZM238 258V257H237ZM262 258H264V257H262ZM183 259V260H182ZM186 259V260H185ZM258 259V260H257ZM259 259H261V260H259ZM140 260V261H139ZM239 260H240V257H239ZM238 260V261H239ZM86 261H87V258H86V256L83 254V253H80L79 255H78V257H77V264H86ZM185 261V262H184ZM187 261V262H186ZM256 263V264H257Z\"/></svg>", "mask_w": 264, "mask_h": 264}, {"label": "clouds", "instance_id": "4", "mask_svg": "<svg viewBox=\"0 0 264 264\" xmlns=\"http://www.w3.org/2000/svg\"><path fill=\"white\" fill-rule=\"evenodd\" d=\"M126 231L127 225L117 221L106 201L99 199L88 208L75 233L69 231L61 238L57 264H77L80 253L86 256V264H124L119 244ZM196 264H206V259L198 256Z\"/></svg>", "mask_w": 264, "mask_h": 264}, {"label": "built area", "instance_id": "5", "mask_svg": "<svg viewBox=\"0 0 264 264\" xmlns=\"http://www.w3.org/2000/svg\"><path fill=\"white\" fill-rule=\"evenodd\" d=\"M129 6L132 7L133 3ZM19 227L18 216L9 207L0 205V264H33V254L21 252Z\"/></svg>", "mask_w": 264, "mask_h": 264}]
</instances>
